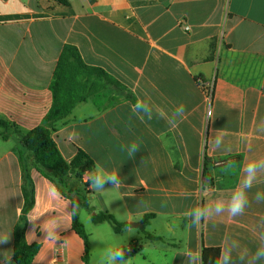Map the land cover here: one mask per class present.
Wrapping results in <instances>:
<instances>
[{
  "label": "crops",
  "instance_id": "obj_1",
  "mask_svg": "<svg viewBox=\"0 0 264 264\" xmlns=\"http://www.w3.org/2000/svg\"><path fill=\"white\" fill-rule=\"evenodd\" d=\"M67 1L0 0V119L22 133L43 125L57 62L65 46L76 47L85 64L106 71L122 88L103 83V91L56 124L53 140L69 163L82 151L95 165L119 169L123 186L94 191L89 172L71 175L70 184L90 193L95 211L106 210L130 228L150 215L149 233L164 238L149 240L141 228L118 235L109 223L89 225L88 264H96L105 245L131 253V244L142 250L125 258L130 264H187L186 251L202 250L203 260V250H221L226 236L254 252L264 216V202L254 197L264 192V182L250 190L242 216L224 214L197 228L184 213L218 197L227 200L248 160L264 156L258 130L264 122V0ZM149 97L169 114L184 104L186 118L176 127L155 115L142 122L131 105ZM215 130L226 133L227 150L206 144ZM7 134L2 139L0 129V235L11 232V239L0 250L14 252L24 208L19 155L29 153L12 127ZM134 140L141 148L128 158L121 146ZM31 177L35 205L28 219L43 214L28 220L26 242L39 247L32 264H86L84 241L67 214L71 200L37 169ZM54 217L70 228L50 249L39 225Z\"/></svg>",
  "mask_w": 264,
  "mask_h": 264
},
{
  "label": "trees",
  "instance_id": "obj_2",
  "mask_svg": "<svg viewBox=\"0 0 264 264\" xmlns=\"http://www.w3.org/2000/svg\"><path fill=\"white\" fill-rule=\"evenodd\" d=\"M61 4L68 5L67 0H57ZM113 85L121 89V85L106 71L85 64L79 50L71 45L65 46L62 55L54 72V79L51 85L53 93L52 105L46 113L44 124L27 133H22L17 127L9 122L0 119V129L2 139L7 140L8 130L12 127L22 146L28 151L29 156L19 155L23 170L24 208L21 218L14 231V261L16 264H32L38 253L39 247L29 245L26 241V231L28 225V214L35 205V187L31 177V169L35 168L44 177L49 179L57 187L64 197L75 200L84 209L92 213V221L99 225L109 223L116 233H122L128 226L127 223L119 222L114 215L108 211L96 212L90 204L89 192L85 189L73 188L70 184V177L82 178L84 173H92L94 161L85 153L80 151L77 158L72 162H67L61 154L57 143L53 140V131L56 124L69 117L77 105L86 103L95 95L99 94L105 85ZM71 116V115H70ZM73 218V217H72ZM150 215L142 218L144 227L150 224ZM74 229L83 239L85 244V262L88 264L90 256V240L84 225L81 223L79 214L73 218ZM146 238L152 241H162L163 239L146 233ZM133 252L128 253L126 249L125 258L133 253H139L142 247L131 244ZM220 249L205 248L203 250V264H215Z\"/></svg>",
  "mask_w": 264,
  "mask_h": 264
},
{
  "label": "clouds",
  "instance_id": "obj_3",
  "mask_svg": "<svg viewBox=\"0 0 264 264\" xmlns=\"http://www.w3.org/2000/svg\"><path fill=\"white\" fill-rule=\"evenodd\" d=\"M145 96H147V93H145ZM131 113L142 122L145 118L151 120L155 115L157 118L163 119L170 127H176L186 118L184 104L177 105L171 114H169L162 108L155 107L150 103V97L148 99H137L131 105ZM209 117H211V112H209ZM258 130L264 132V122H261ZM225 135V132L215 130V134H212L206 140V144L214 151L221 149L227 150L225 146ZM121 147L127 152L128 158H134L135 154L141 148L140 143L135 140ZM231 166L230 163L229 168ZM262 182H264V156L250 158L243 169L240 182L227 200L218 197L206 204L196 205L187 210L184 216L189 219L191 227L197 228L203 222L211 221L224 214H227L230 218L242 216L250 205V190L254 185ZM89 183L91 189L97 192H104L109 189L105 187L106 184H111V188L116 189H120L123 186L119 169L110 171L104 168L99 162L94 165V170L90 174ZM201 191H205L203 186L201 187ZM254 199L257 203L264 202V192L257 191ZM69 204L72 205V208L67 214L74 218L78 214L79 203L73 200ZM140 204H143L142 200ZM42 215H36L28 220L34 222ZM39 227L42 232H46V236L42 241H46L50 249H55L57 241L61 238V232L70 228V225L66 224L59 217H54L45 220ZM128 229L131 230L132 228L128 227ZM31 233L35 234L34 231ZM255 238L257 240V247L254 252L250 253L248 249L241 248L238 240L226 236L215 264H237V261L239 264H261V262H264V216L259 219L258 228L255 231ZM10 239L11 232L0 235V245L9 243ZM91 240H99L105 245L103 240L95 237H92ZM31 242L29 241V243ZM125 252L122 248L105 245L104 251L99 256L96 264H130L129 258L125 259ZM233 253H236V260L233 259ZM13 255L14 252L10 251V249L0 250V264H13ZM183 255L186 257L187 264H203L202 250L196 252L188 250Z\"/></svg>",
  "mask_w": 264,
  "mask_h": 264
},
{
  "label": "rangeland",
  "instance_id": "obj_4",
  "mask_svg": "<svg viewBox=\"0 0 264 264\" xmlns=\"http://www.w3.org/2000/svg\"><path fill=\"white\" fill-rule=\"evenodd\" d=\"M88 196H90V195H88ZM90 204H91V202H90ZM92 206V205H91ZM97 213L98 212H100V210H98V211H96ZM78 214H79V218H80V221H81V223L84 225V228H85V231H86V233L87 234H90L89 233V231H90V227H88L89 225H91L92 227H95V225H97V224H95L94 222H92L91 221V216H92V213L90 212V211H88V210H86V209H84L82 206H80L79 205V209H78ZM84 221H86L87 222V227H86V225L84 224ZM100 225V224H99ZM151 226L150 225H147L146 227H144L143 226V228H141V229H138V232L139 233H143V234H145V236H146V233H149V232H151L152 231V228H150ZM148 231V232H147ZM120 234V233H119ZM118 234V235H119ZM166 236L167 237H169V235L166 233ZM166 237V238H167ZM163 240L162 241H164V238L163 237H161Z\"/></svg>",
  "mask_w": 264,
  "mask_h": 264
},
{
  "label": "built area",
  "instance_id": "obj_5",
  "mask_svg": "<svg viewBox=\"0 0 264 264\" xmlns=\"http://www.w3.org/2000/svg\"><path fill=\"white\" fill-rule=\"evenodd\" d=\"M207 90H208L207 92H208V94H209V101H210L211 98H212V92H211V91H213V90H212V87L209 86ZM209 112H211V115H212V109H211L210 105H209L208 112H207L208 116H209Z\"/></svg>",
  "mask_w": 264,
  "mask_h": 264
},
{
  "label": "water",
  "instance_id": "obj_6",
  "mask_svg": "<svg viewBox=\"0 0 264 264\" xmlns=\"http://www.w3.org/2000/svg\"><path fill=\"white\" fill-rule=\"evenodd\" d=\"M130 226L132 228H142L143 224H141V223H131Z\"/></svg>",
  "mask_w": 264,
  "mask_h": 264
}]
</instances>
